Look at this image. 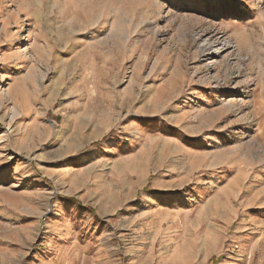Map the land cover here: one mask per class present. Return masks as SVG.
<instances>
[{"label": "rangeland", "instance_id": "1", "mask_svg": "<svg viewBox=\"0 0 264 264\" xmlns=\"http://www.w3.org/2000/svg\"><path fill=\"white\" fill-rule=\"evenodd\" d=\"M0 264H264V0H0Z\"/></svg>", "mask_w": 264, "mask_h": 264}]
</instances>
